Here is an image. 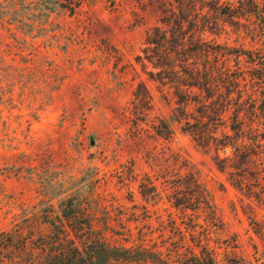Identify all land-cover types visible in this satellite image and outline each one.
Wrapping results in <instances>:
<instances>
[{"label":"rangeland","instance_id":"374dc122","mask_svg":"<svg viewBox=\"0 0 264 264\" xmlns=\"http://www.w3.org/2000/svg\"><path fill=\"white\" fill-rule=\"evenodd\" d=\"M159 6L158 0H0V240L47 229L44 221L73 203L70 213L94 217V228L112 241L132 247L146 236L145 250L163 251L149 254L148 264H167L177 247L198 254L208 235L221 264L225 255L264 264V238L252 225L264 223V204L231 186L181 132L171 92H160L136 61L147 32L161 25ZM207 37L259 47L244 27ZM140 83L151 93L150 111L134 106ZM159 120L168 123L170 138L151 129ZM189 173L222 230L208 226L201 212L184 220L170 201L175 181ZM131 257L143 263L138 249Z\"/></svg>","mask_w":264,"mask_h":264},{"label":"trees","instance_id":"16d2710c","mask_svg":"<svg viewBox=\"0 0 264 264\" xmlns=\"http://www.w3.org/2000/svg\"><path fill=\"white\" fill-rule=\"evenodd\" d=\"M158 1L161 25L147 32L142 55L136 61L160 92L164 93V88L171 92L173 119L181 132L198 150L210 155L231 186L264 204V0ZM228 27L235 31L244 27L259 47H231L207 37L221 35ZM133 97L137 110L138 103L144 111L152 109L145 83L138 85ZM151 129L170 138L165 120L154 122ZM172 188L169 199L186 216L184 220L192 221L191 211L201 212L208 226L215 231L223 229L217 210L193 173L179 177ZM68 210H77L76 205L71 203ZM68 210L44 221L47 229L6 233L8 237L0 240V264H135L131 260L135 248L144 254L141 264L154 260L149 254L162 255L163 251L145 250L146 236L127 247L118 239L107 238L104 230L95 229L94 217ZM252 225L255 234L264 238V223L253 221ZM207 238L200 240V253L177 247L169 250L165 262L221 264L217 248L209 246L212 237ZM225 257V264H245L240 257Z\"/></svg>","mask_w":264,"mask_h":264}]
</instances>
